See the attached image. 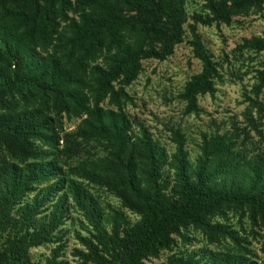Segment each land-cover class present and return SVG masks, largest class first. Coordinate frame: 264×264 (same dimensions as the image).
Instances as JSON below:
<instances>
[{
	"label": "trees",
	"instance_id": "obj_1",
	"mask_svg": "<svg viewBox=\"0 0 264 264\" xmlns=\"http://www.w3.org/2000/svg\"><path fill=\"white\" fill-rule=\"evenodd\" d=\"M1 1L0 109L6 112H0V235L7 231L10 234L7 246L0 245V264H34L29 250L53 240V230L69 213V194L92 225L96 242L87 238L83 242L93 264H141L143 258L169 248L172 234L191 223L206 228L213 237L229 235L238 241L226 226L211 222L224 204L248 209L253 217L264 215L263 159H248L235 152L234 144L216 132L203 137L193 164L179 128H171L176 151L169 155L142 122L132 120L123 110L101 105L107 96L113 104L130 98L125 88L137 78L142 59L163 60L184 41L185 0ZM226 1L219 8L211 5L218 20L229 21L241 9L264 3L229 0L226 5ZM131 18L144 23L132 25L131 30ZM132 32L138 37L153 35L161 46L146 48L135 38L132 40ZM191 33L202 70L185 86V113L201 110L199 95L217 92L216 64L195 25ZM245 44L264 49V39L247 40ZM99 52L109 55L106 65L91 63ZM116 78H120L117 89L113 85ZM31 88L37 91L40 101L52 96L54 110L86 115L76 135L67 139L69 149L81 145L78 138L104 140L110 148L108 155L65 169L53 150L60 140L51 125L53 117L35 106L34 97L25 91ZM6 94H17L22 103L8 101ZM259 109H264V104H259ZM133 124L138 126L137 132H133ZM35 140L49 147L35 144ZM9 143L21 149L16 153L19 162L1 157L2 146ZM166 168L173 170V195L163 192L168 187ZM73 173L107 186L141 216L140 220L131 224L116 211L115 227L110 233L103 225L99 206L71 177ZM50 179L53 182L39 189L31 202L17 208L35 185ZM56 193L50 218L37 222L41 206L54 200ZM99 245L109 258L100 252ZM45 264L63 262L53 258ZM166 264L198 263L189 256L186 260L169 258ZM210 264L255 263L241 256L234 261L221 255L212 257Z\"/></svg>",
	"mask_w": 264,
	"mask_h": 264
},
{
	"label": "rangeland",
	"instance_id": "obj_2",
	"mask_svg": "<svg viewBox=\"0 0 264 264\" xmlns=\"http://www.w3.org/2000/svg\"><path fill=\"white\" fill-rule=\"evenodd\" d=\"M1 2L3 1L0 0V4ZM222 2L223 0H185L187 22L183 26L184 41L176 44L173 52L163 60L142 59L137 78L125 88L130 98H122L119 104H113L107 96L101 102L105 108L123 110L132 120L142 122L169 155L176 151L171 128H179L185 135V148L193 164L200 154L203 137H210L216 132L225 135L227 140L234 144L235 152L248 159L257 157L264 160V109H259V104H264V49L257 50L245 44L247 40L264 39V3L261 6L243 8L233 14L229 21H223L215 18L211 8V5L221 7ZM229 4L230 1L227 0L226 5ZM137 19L129 20L130 28L132 25L136 27L144 23L141 19V22H138ZM192 25L196 26L204 46L216 64L217 92L214 95H199L201 110L185 113V86L202 70V61L195 56L191 44ZM130 36L146 48L151 45L161 46V42L153 35L138 37L132 32ZM94 59L92 64L98 62L106 65L109 55L99 52ZM113 85L117 89L120 86V78H116ZM25 91L34 97L35 106L39 110L53 117L51 125L60 136L59 144L53 145V150L65 169L81 166L108 155L110 148L104 140L83 141L78 138L81 145L69 149L71 144H66V141L76 135L77 128L86 115L59 112L53 109L52 96L40 101L36 98V90L31 88ZM4 98L22 103L17 94L16 97L6 94ZM0 112H6V109L1 107ZM132 130L137 132L138 126L133 124ZM34 142L44 148L49 147L38 140ZM2 147L4 151H1V157L9 162H19L16 153L21 149L17 145L9 143ZM73 153L77 155L68 157ZM71 177L78 180L87 195L97 203L103 213V225L110 233L115 227L113 220L116 211L131 224L140 220L141 216L125 206L122 198L107 186L74 173ZM166 177L168 187L163 189V192L173 195V170L166 168ZM52 182L53 179H50L35 185V190L28 193L17 208L31 202L39 189ZM57 197L58 193L55 194L54 200L41 206L40 213L36 215L37 222H45V219L50 218L51 205ZM68 203L67 217H64V222L52 232L54 241L30 248L29 255L34 264H45L53 258L63 264H93L86 255L88 248L83 242V238L96 242L92 225L87 221L84 210L70 194ZM236 206L224 204L211 218V222L226 226L239 238L238 241L229 235L213 237L206 228L191 223L182 227L180 233L172 234L173 242L169 248L160 249L156 256L143 258L141 264H166L169 258L186 260L189 256L194 257L198 264H210L212 257L221 255L231 257L234 261L236 257L241 256L255 264H264V215L259 213L253 217L248 209L243 211ZM8 234L10 233L7 231L0 235V245L3 248L7 246ZM99 249L109 258L106 249L102 251L101 245Z\"/></svg>",
	"mask_w": 264,
	"mask_h": 264
}]
</instances>
